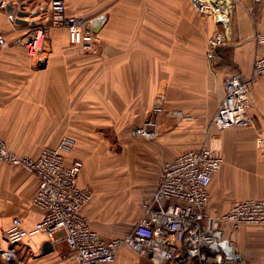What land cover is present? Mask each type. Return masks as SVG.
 Here are the masks:
<instances>
[{
  "label": "crops",
  "instance_id": "crops-1",
  "mask_svg": "<svg viewBox=\"0 0 264 264\" xmlns=\"http://www.w3.org/2000/svg\"><path fill=\"white\" fill-rule=\"evenodd\" d=\"M6 1L0 8V33L9 43L0 52L1 137L15 153L32 157L66 136L79 143L82 152L65 158L83 162L77 183L94 186L84 213L103 239L130 230L141 215L140 201L157 187L163 162L203 144L230 161L212 177L208 212L221 214L235 200L264 199V149L255 144L256 133L264 134V76L251 90L250 125L218 129L211 122L224 96V79L252 73L254 33L264 32V0L255 7L252 0H229L205 12L194 0H64L67 15H103L101 27L89 49L70 43L66 27H49L44 59L37 66L22 39L29 27L47 22L50 0ZM8 4L14 12L23 6L34 14L23 17L25 23L16 22ZM216 31H226L228 39L217 49L212 66L207 41ZM157 92L165 94V112L155 117L151 105ZM149 119L155 122L152 137L133 133ZM67 128L73 135L64 133ZM77 131L83 136L77 137ZM101 155L111 165L99 176L94 165ZM37 184L25 167L0 162V264H6L1 250L8 247L5 233L12 219L19 217L29 230L42 218L31 203ZM99 186L121 210L102 213ZM131 199L139 209L133 211L130 227L110 233L100 225L126 222ZM262 226L234 230L226 225L225 231L234 244L251 238L252 227ZM47 241L40 232L26 236L14 246L17 263L76 264L65 242H50L44 249ZM114 264L149 261L122 247Z\"/></svg>",
  "mask_w": 264,
  "mask_h": 264
},
{
  "label": "built area",
  "instance_id": "built-area-1",
  "mask_svg": "<svg viewBox=\"0 0 264 264\" xmlns=\"http://www.w3.org/2000/svg\"><path fill=\"white\" fill-rule=\"evenodd\" d=\"M261 1L252 0V4L255 7ZM6 3L0 0V8ZM194 4L202 12L213 8L207 0H194ZM65 10L64 0H50L47 24L40 22L29 27V33L22 39L28 56L35 63L44 59L49 27H66L70 43L90 48L95 33L93 27L101 23L104 16L86 19L67 15ZM227 39L226 31H216L208 39L206 58L210 65H215L216 51ZM254 41L256 50L250 77L232 74L223 81L224 96L211 120L218 129L252 123L249 115L251 90L256 80L264 76V32L256 31ZM6 45L0 33V50ZM164 112L165 94L157 92L153 96L151 113L157 117ZM154 132L152 119L133 128L134 134L147 138ZM255 144L264 149V134L256 133ZM0 162L23 166L36 176L38 184L31 203L42 212V218L29 230L21 226L19 217L12 219L5 233L8 247L1 250L6 264H18L14 246L38 232L51 243L65 242L76 264H114L122 247L137 252L149 264H248L226 235L225 226L235 230L264 224V199L260 198L235 200L221 214L208 212L209 186L221 167L222 158L207 144L163 162L154 193L140 201L142 211L137 221L126 234L108 240L91 228L84 213L93 190L77 183L83 167L81 160L68 161L59 150L49 146L43 147L35 157L20 155L9 149L0 136Z\"/></svg>",
  "mask_w": 264,
  "mask_h": 264
},
{
  "label": "rangeland",
  "instance_id": "rangeland-1",
  "mask_svg": "<svg viewBox=\"0 0 264 264\" xmlns=\"http://www.w3.org/2000/svg\"><path fill=\"white\" fill-rule=\"evenodd\" d=\"M218 12L219 11H217V13ZM96 16H98V15L89 16V17H86V19H89V18H92V17H96ZM45 24H47V22ZM37 25L38 24L36 23V26ZM28 33H29V30H28V32H25L23 37L26 36ZM47 36H48V32H47ZM47 41H48V39H47ZM7 43H8V41H7ZM8 45H9V43L6 46H8ZM0 52H1V50H0ZM29 59H30L31 63L36 65V66L40 64V63H35L34 60L31 59L30 57H29ZM64 129L65 128H63V130ZM16 130L21 131V130H23V127H16ZM75 132H76V130H75ZM64 133H68V134H72L73 135V132L72 131L70 132L69 128H67V131H65ZM109 133L110 132H108V134ZM0 136H1V134H0ZM76 136L77 137L83 136V133L80 132V131H77V135ZM63 138H62V141H60L58 144L56 143L55 145H53L56 142L54 140L55 142H51V143H49V144H47L45 146L56 148L57 150H59L63 154V156H68V158H69V156H72V155L73 156L74 155H79L82 152L81 145L79 143L75 142L74 140H72L68 136H66L65 141H63ZM78 139H80V138H78ZM5 143H6V145L8 146L9 149L13 150L9 146V144H7L6 141H5ZM204 143H206V142H204ZM45 146H43V147H45ZM20 155H22V154H20ZM110 162H111V159H106L105 157H103V155H101V159H99V161L97 162L98 165L97 164L94 165L95 167L98 168L99 176H102V175H104V173H106L105 169H107L108 166L111 165ZM222 163L223 164H222V167H221L220 170L224 171L225 170L224 169L225 166H229L230 165V161L226 162L225 158H223ZM87 185L89 187H91V188L93 186V185L91 186L90 184H87ZM99 187H100L99 194L101 195L100 197L101 198L103 197V199H104V202H102V204H101L102 213L105 214V215L106 214L109 215V214L116 213L118 210H121L122 208L116 207L114 204H112V200L108 201V196L103 193V189L101 188V186H99ZM132 203H133V200L131 199L128 202V207H125L126 210L128 209V215H129V217H128L126 222H124V223L108 222V223H102V224L99 223V224L101 226L105 227L106 229H108L110 233H113L114 230L123 231L127 227H130L132 225V223L134 222L135 218H136V214H134L133 211L135 209H139L138 207L132 206ZM95 224H94V226H95ZM252 228H255V229H254V231L251 234V238H248V239H245V240L242 238L240 241H235L236 243L234 242V246H235L236 251L238 252V254L241 256V258L244 261H246V263H248V264H264V238H263L264 237L263 236L264 235V228H263V226L262 227H252ZM120 255L122 257L123 254L121 253Z\"/></svg>",
  "mask_w": 264,
  "mask_h": 264
},
{
  "label": "water",
  "instance_id": "water-1",
  "mask_svg": "<svg viewBox=\"0 0 264 264\" xmlns=\"http://www.w3.org/2000/svg\"><path fill=\"white\" fill-rule=\"evenodd\" d=\"M42 9V8H41ZM7 10H8V12H9V14L11 15V16H15V21L16 22H19V23H25L26 22V19H24L23 17H25V16H27V15H33L34 14V11L33 12H26V11H24V7L23 6H20V9L18 10V11H16V12H14L15 10H14V8L12 7V5L11 4H8L7 5ZM29 13V14H28ZM100 27H101V23H99L98 25H96V26H94L93 27V31L94 32H97L99 29H100ZM51 247V243L49 242V241H47V242H45L44 244H43V248L44 249H48V248H50Z\"/></svg>",
  "mask_w": 264,
  "mask_h": 264
},
{
  "label": "bare ground",
  "instance_id": "bare-ground-1",
  "mask_svg": "<svg viewBox=\"0 0 264 264\" xmlns=\"http://www.w3.org/2000/svg\"><path fill=\"white\" fill-rule=\"evenodd\" d=\"M202 1V0H199ZM208 3L211 4V6L217 7L221 3H230L229 0H207Z\"/></svg>",
  "mask_w": 264,
  "mask_h": 264
}]
</instances>
